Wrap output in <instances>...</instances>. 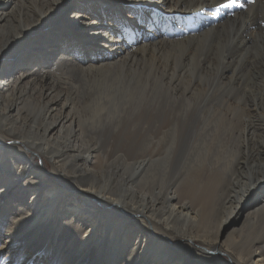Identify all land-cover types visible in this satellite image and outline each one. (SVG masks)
<instances>
[{"label":"bare ground","instance_id":"6f19581e","mask_svg":"<svg viewBox=\"0 0 264 264\" xmlns=\"http://www.w3.org/2000/svg\"><path fill=\"white\" fill-rule=\"evenodd\" d=\"M100 1L114 9L120 0ZM141 1L160 11L112 29L109 16L81 11L57 26L68 0H21L12 16V0H0V65L46 25L60 30L40 39L15 76L0 79V203L16 192L0 211L5 232L19 222L13 245L32 254L28 264L41 253L55 264H223L219 252L227 264H264V0ZM50 51L63 56L58 65ZM51 64L58 73L114 70L128 80L97 99L119 118L130 114L126 127L106 128L100 113L94 126L84 123L77 112L92 106L90 92L81 98L65 91L67 78L49 80ZM161 84L179 98L158 97ZM151 101H167L168 110L139 113ZM138 115L148 123L134 128ZM193 117L196 136L229 144L217 168L180 162V128L173 140L181 145L169 144ZM21 147L48 159L51 176ZM20 169L35 183L12 174ZM248 202L246 233L220 240L222 224H238ZM220 208L226 218L211 237Z\"/></svg>","mask_w":264,"mask_h":264},{"label":"rangeland","instance_id":"374dc122","mask_svg":"<svg viewBox=\"0 0 264 264\" xmlns=\"http://www.w3.org/2000/svg\"><path fill=\"white\" fill-rule=\"evenodd\" d=\"M21 0H12V3L14 4L13 8L7 9L8 16H12L15 12V10L19 7V3ZM27 1V0H26ZM28 1H35V0H28ZM139 3L141 5V11L138 12L137 18L144 16L146 14H152V12H157L160 11V9L155 10L153 9L149 3H143L141 0H139ZM112 3L108 2L105 4L103 1L100 0H68V6L64 7L61 11V15L57 21L56 25L60 26L63 24H68L69 20L72 19L75 16V13L77 11H81L84 13H87L84 16H91L93 15L94 17H97L98 19H102L104 15L109 16L106 18V23L108 24V27L110 28H116L122 27V29H126L128 26H132L135 28L137 26V19L136 22L134 23H129L128 20L124 19L123 17V12L125 6L121 3V0L117 3L116 8L111 9ZM3 5L0 4V8H2ZM160 7V6H159ZM161 8V7H160ZM82 16V15H81ZM111 16H113L115 19L113 22L108 21V19H111ZM104 23V24H106ZM49 26V27H48ZM51 25L48 24L46 25V31L44 33H40V31H37L33 35V39L31 43L26 47H22V49H14L12 50V54L9 57V63H2L0 65V79L8 73L9 77H13L17 74V72L20 71L21 69V64L26 61V59L29 57L30 53L35 51L33 49L36 44L40 41L41 38H43L46 34L49 33H60V30L58 28H51ZM102 28V26H100ZM147 31V30H145ZM62 35V34H61ZM62 40V38L60 39ZM53 49V48H52ZM50 54H47L48 56H53L52 57V63H56L55 65H58L59 61L61 60L59 57V53H53L48 52ZM60 59V60H58ZM50 64V63H49ZM51 64V66L46 67L47 76L49 80H58L61 81L60 79L67 78L66 80V85L64 87L66 92L71 93V95H75L76 93L79 94V97L81 98H86V91L90 92V95L88 97V103L91 104L92 106L87 107V108H81L79 110V113L81 115L82 120L84 123H86L88 126H94L95 125V118L93 116V113H100L101 118H102V125L105 126L108 129H113L115 127H126V124L129 122V115H126L125 117L119 118V111L114 107L111 106L110 103L104 106H100L97 99L101 96L103 100L108 99V97H111V89H112V84L113 85H126L129 81L128 80H119L115 78L114 76H111L110 73H116L114 70L107 71L105 70L104 73H97V76H85L82 75L79 72H74V75L70 73L63 74L58 73V70L56 66ZM56 70V71H55ZM47 80V82H49ZM148 83H151L149 81ZM43 83H40L39 80L36 81L34 89H33V94L36 95L38 90L41 88V85ZM152 85H155L152 83ZM161 87V88H160ZM156 87L157 95L158 97H163V96H174L173 98H179V92H173L171 90V87L166 84H161ZM102 92V93H101ZM168 93V94H167ZM105 94L108 96L105 97ZM24 99L23 101H20L18 103V106H21L22 104L25 105L26 101L29 100L28 97L22 98ZM19 101V100H18ZM152 102V103H151ZM148 102V103H143L141 109L139 110V113H150V114H155L157 111L160 112H165L168 110V105L169 103L167 101H163L160 103H155L153 101ZM167 102V103H166ZM164 103V104H163ZM154 104V106H153ZM137 107H140L141 105L135 104ZM157 107V108H156ZM126 109V105H122L120 108V113L127 114L125 111L122 110ZM132 109V108H131ZM194 119V120H193ZM190 119L184 130L180 126H176L172 133L169 136V144L171 145L174 143L175 145L180 146L181 141L178 143L177 140L174 139V131L176 128H180L182 131V138L184 137V141L182 143V157L180 162L185 164V167H188L192 164H199L201 162L207 164L210 167L217 168V165L220 164V162L224 161V156L226 155V150L229 147L228 143H219L217 139H212V140H206L203 141L204 135H195L196 129L199 127L198 119L194 118ZM198 122V123H197ZM132 123L134 128L138 125L148 123V119L145 117V115H138L132 119ZM190 124V125H189ZM195 124V125H194ZM192 125V126H191ZM175 126V125H174ZM190 126V127H189ZM198 126V127H196ZM192 130V131H191ZM190 131V132H189ZM186 132V133H185ZM192 133V134H191ZM179 134V133H178ZM201 137V138H200ZM203 137V138H202ZM135 138L136 140L142 141L144 140V135L143 133L137 134L135 133ZM23 150V154L26 156H29L32 159V163L34 164H39L43 165L45 168V172L48 174V176H51L50 171H51V165L50 161L46 158L40 159L36 154L33 152L27 150L25 147H21ZM173 157V156H172ZM172 160V158H171ZM166 161V160H165ZM12 194L9 197H5V199H2L0 203V211L4 210L9 203L11 202V199L13 200L14 197L16 196V192H12ZM3 208V209H2ZM249 206V202L244 205L242 208V214H241V219L240 222L234 223L233 220H228L226 223H223L221 228H220V233L221 237L220 240H223L226 242L230 237H237L240 232H243V234L246 233V228H247V221H246V216L253 211V209ZM3 212V211H2ZM226 218V213L224 210L221 208L218 211V215L216 216V219H214L213 227H212V233L211 237L216 236V232L218 230L219 225L221 222ZM209 235V232L207 233ZM205 235V232L203 233ZM178 242L177 240L172 242L175 243ZM193 247L196 250H202L200 245L197 244V242L193 243ZM219 261L223 264L229 263L228 257L223 253L219 252L218 253Z\"/></svg>","mask_w":264,"mask_h":264},{"label":"snow or ice","instance_id":"6c2138e0","mask_svg":"<svg viewBox=\"0 0 264 264\" xmlns=\"http://www.w3.org/2000/svg\"><path fill=\"white\" fill-rule=\"evenodd\" d=\"M121 3L125 6L123 12L124 19L128 20L129 23L136 22L137 14L141 11L139 0H121ZM3 168L4 160L2 155H0V174H2ZM12 174L26 185L35 183L34 179H29L24 169L15 170ZM2 189L3 184L0 181V190ZM8 223L9 221L6 217H0V264H28V260L32 254L13 245L16 231L19 228V222L15 224L10 233H6L5 228L8 226ZM85 235L87 236L88 234ZM32 264H55V262L50 255L41 253L40 260L33 259Z\"/></svg>","mask_w":264,"mask_h":264}]
</instances>
